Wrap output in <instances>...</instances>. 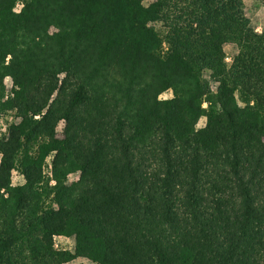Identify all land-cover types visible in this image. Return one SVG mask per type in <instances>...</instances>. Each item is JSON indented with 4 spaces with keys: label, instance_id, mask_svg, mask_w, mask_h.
Masks as SVG:
<instances>
[{
    "label": "trees",
    "instance_id": "trees-1",
    "mask_svg": "<svg viewBox=\"0 0 264 264\" xmlns=\"http://www.w3.org/2000/svg\"><path fill=\"white\" fill-rule=\"evenodd\" d=\"M8 114L0 264H264V30L246 0H0Z\"/></svg>",
    "mask_w": 264,
    "mask_h": 264
},
{
    "label": "rangeland",
    "instance_id": "rangeland-1",
    "mask_svg": "<svg viewBox=\"0 0 264 264\" xmlns=\"http://www.w3.org/2000/svg\"><path fill=\"white\" fill-rule=\"evenodd\" d=\"M20 8L17 9L19 11ZM246 11L248 14V17L251 20L252 28H254L257 32L261 33L264 30V0H246ZM238 49L234 45H227L226 46V59L225 62L231 66L233 58L237 55ZM206 79L211 83V85L214 84V77L212 74L207 73L205 75ZM5 86H6V92L9 94L13 89V82L10 78H7L5 80ZM173 97V93L169 92L167 94H164L162 96V99H169ZM206 106V105H205ZM15 122V117L13 114H8L1 118L0 120V130L5 131L7 127ZM205 125V120H202L199 124V128L203 127ZM78 177H74L73 179H77ZM23 180L20 177L19 174H15L14 176V184H22ZM55 246L57 249H68L73 250L75 246V241L72 239L67 238H56L55 239ZM69 264H93L87 259L80 258L72 263Z\"/></svg>",
    "mask_w": 264,
    "mask_h": 264
},
{
    "label": "built area",
    "instance_id": "built-area-1",
    "mask_svg": "<svg viewBox=\"0 0 264 264\" xmlns=\"http://www.w3.org/2000/svg\"><path fill=\"white\" fill-rule=\"evenodd\" d=\"M22 7H23V5L22 4H18V6H17V8H16V12H20L21 11V9H22ZM18 8H20V10L19 11H17V9Z\"/></svg>",
    "mask_w": 264,
    "mask_h": 264
}]
</instances>
